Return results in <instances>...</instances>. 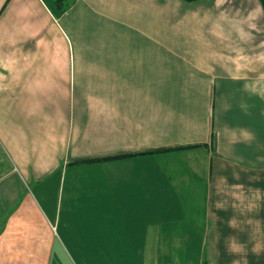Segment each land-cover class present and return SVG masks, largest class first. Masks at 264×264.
Here are the masks:
<instances>
[{
    "label": "crops",
    "instance_id": "crops-1",
    "mask_svg": "<svg viewBox=\"0 0 264 264\" xmlns=\"http://www.w3.org/2000/svg\"><path fill=\"white\" fill-rule=\"evenodd\" d=\"M0 264H264L260 0H0Z\"/></svg>",
    "mask_w": 264,
    "mask_h": 264
},
{
    "label": "trees",
    "instance_id": "trees-1",
    "mask_svg": "<svg viewBox=\"0 0 264 264\" xmlns=\"http://www.w3.org/2000/svg\"><path fill=\"white\" fill-rule=\"evenodd\" d=\"M185 2H194V1H198V0H183ZM261 4H262V7L264 9V0H260ZM185 147H179V148H175V149H164V150H157V151H152L151 153H159V152H171V151H177V150H180V149H184ZM121 157H110V158H107L108 160L110 159H119Z\"/></svg>",
    "mask_w": 264,
    "mask_h": 264
}]
</instances>
